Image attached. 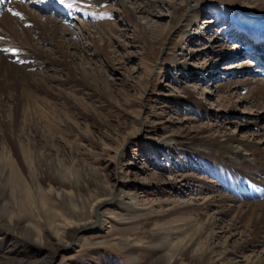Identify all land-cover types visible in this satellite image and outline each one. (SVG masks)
Segmentation results:
<instances>
[{"label": "rangeland", "instance_id": "obj_1", "mask_svg": "<svg viewBox=\"0 0 264 264\" xmlns=\"http://www.w3.org/2000/svg\"><path fill=\"white\" fill-rule=\"evenodd\" d=\"M20 1L40 22L57 20L58 41L74 45L69 68L89 81L34 67L29 78H46L53 96L38 91L26 104L24 86L23 104H0V264H194L205 251L211 264L264 258V242L245 244L244 229L223 232L231 220L217 194H235L198 159L207 137L224 134L264 154V107L248 100L264 82V49L250 57L248 40L264 36V0ZM229 30L245 36L237 42ZM168 140L175 145L163 147ZM206 199L212 206L200 210ZM212 218V237L185 231ZM192 238V254L179 258Z\"/></svg>", "mask_w": 264, "mask_h": 264}, {"label": "bare ground", "instance_id": "obj_2", "mask_svg": "<svg viewBox=\"0 0 264 264\" xmlns=\"http://www.w3.org/2000/svg\"><path fill=\"white\" fill-rule=\"evenodd\" d=\"M57 1L58 0H40V3L44 7L43 9H45L49 3H55ZM96 1L98 0H94V2ZM154 2L162 3L163 1L154 0ZM58 5L62 7L61 4ZM0 8L4 9L0 22V50H18L15 56H13L11 52L6 53L0 51V104L4 103L6 97L12 99L15 105L23 104L22 98L25 94H23L21 90L24 86H26L27 90L33 92L29 94L31 98H26L24 100L26 104H35L37 97L32 98V95L38 91H44L46 95L53 96L51 93H48L46 89L42 88L43 85L41 83L47 81L46 78H42L39 81L29 78L28 70L34 67L45 66L48 69L50 68L51 70L63 72L68 81L72 82L79 80L87 85L89 81L88 74L82 69L76 68L71 70L67 64V60L71 56L70 49L74 45L69 43L64 44L58 41V36L62 37L65 31L60 29L57 20L44 18V21L40 22L38 16H36L37 14L25 9L20 0H14L11 3L5 0L4 4H0ZM8 8L19 12L21 15L13 16L7 11ZM180 9L181 7L179 10ZM65 14L70 18L72 16L71 12H65ZM183 17L184 15L180 14L178 11V13L176 12L174 21L180 22ZM228 32V37H232V39L235 38L234 40L237 42L241 41V38L245 36L241 37L240 33L233 34L230 30ZM263 38L264 36L260 37L255 34L248 35V40H251L250 43H256V45L253 46L255 52H253L250 57H257L260 48L264 49ZM24 44L27 45L24 46ZM41 44L51 46L48 49V53L42 51L40 47ZM76 48L77 46H75V49ZM261 53H263V51ZM238 54H240V52L236 51L231 56L237 57ZM262 57H264V53L262 55L260 54L257 59L261 58V60H264ZM260 65L264 68L263 63H260L259 66ZM241 85L247 87L248 83ZM185 92L187 93V91ZM248 100L252 102L254 106L258 105L264 107V82L249 93ZM220 101H222V99ZM200 104V102L196 103L198 106ZM207 139L211 148H204L200 155H198V159L210 169V173L216 176L217 181L222 182L223 186L228 191L235 194L232 198L227 197L222 192L217 194L216 206L220 208L218 213L230 216L231 220V223L223 228V232H235L242 228L244 231H238V233L241 235L245 234V244L249 245L254 242H264V154L259 149L248 148V144L242 139L229 135L224 134L213 138L210 136L207 137ZM173 141L174 140H168V142L162 144V146L170 147L175 145ZM243 147L246 152H250V156H244L242 154L241 149ZM188 179L192 178L189 176ZM241 194H245L248 196L247 198L253 199V203L243 201V196ZM103 201H105V199L98 201V204ZM210 206H212V201L206 199L202 207L198 208H200V210H207ZM184 208L188 210L192 209L191 206L187 205L184 206ZM218 213L215 214L216 217L220 216ZM201 214H203V212H201ZM213 226H217L214 218H212L210 223L206 222L203 225H192L190 228L184 230L187 231L191 229L193 232L197 233L198 236L206 235L212 237L213 234L209 233V228ZM160 233L161 231H152L151 235L156 238L162 235L158 240L169 241L171 239L170 233ZM189 240L190 241L183 245L178 251L177 256L179 258L186 254H192L191 249L197 245L198 241L196 242L195 238ZM210 257L211 252L205 251L199 255H191L190 260L194 264H211ZM251 264H264V258L261 256L257 257Z\"/></svg>", "mask_w": 264, "mask_h": 264}, {"label": "snow or ice", "instance_id": "obj_3", "mask_svg": "<svg viewBox=\"0 0 264 264\" xmlns=\"http://www.w3.org/2000/svg\"><path fill=\"white\" fill-rule=\"evenodd\" d=\"M7 2H8V3H11L12 0H7ZM58 2H59L61 5H64L66 8H68V9H72V8L74 7V5L77 4L78 0H58ZM4 3H5V0H0V4H4ZM76 10H77V11H81L80 8H77ZM7 11L10 12L13 16H20V15H21L19 12L14 11V10L11 9V8H8ZM83 14H84V16H86V17L91 15V13H88V12H84ZM0 51L6 52V53H7V52H11V54H12L13 56L17 55V52H18L17 49H2V50H0ZM20 62H22V61H20Z\"/></svg>", "mask_w": 264, "mask_h": 264}]
</instances>
